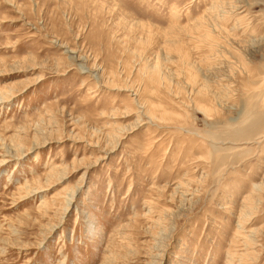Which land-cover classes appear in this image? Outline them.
Listing matches in <instances>:
<instances>
[{
    "label": "rangeland",
    "instance_id": "1",
    "mask_svg": "<svg viewBox=\"0 0 264 264\" xmlns=\"http://www.w3.org/2000/svg\"><path fill=\"white\" fill-rule=\"evenodd\" d=\"M0 264H264V0H0Z\"/></svg>",
    "mask_w": 264,
    "mask_h": 264
},
{
    "label": "bare ground",
    "instance_id": "2",
    "mask_svg": "<svg viewBox=\"0 0 264 264\" xmlns=\"http://www.w3.org/2000/svg\"><path fill=\"white\" fill-rule=\"evenodd\" d=\"M227 18V17H226ZM82 67V66H81ZM250 243V242H249Z\"/></svg>",
    "mask_w": 264,
    "mask_h": 264
}]
</instances>
